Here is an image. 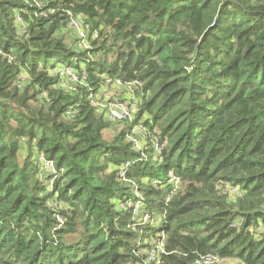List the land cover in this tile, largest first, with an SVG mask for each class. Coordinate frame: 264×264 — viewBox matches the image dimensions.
Here are the masks:
<instances>
[{
	"label": "trees",
	"instance_id": "obj_1",
	"mask_svg": "<svg viewBox=\"0 0 264 264\" xmlns=\"http://www.w3.org/2000/svg\"><path fill=\"white\" fill-rule=\"evenodd\" d=\"M0 49V264H264V0H0Z\"/></svg>",
	"mask_w": 264,
	"mask_h": 264
},
{
	"label": "rangeland",
	"instance_id": "obj_2",
	"mask_svg": "<svg viewBox=\"0 0 264 264\" xmlns=\"http://www.w3.org/2000/svg\"><path fill=\"white\" fill-rule=\"evenodd\" d=\"M38 3H40L38 1ZM60 33L64 39V41L68 44L70 43H76L77 39H76V35L74 33V31L72 30V26H68L66 25L63 29L60 30ZM127 95V89L122 87V86H113V85H107L103 88V90L101 92H98L95 97L94 100L96 101V103H100V105L102 106V108H108V106L111 105H117L121 108V116H126L128 111H131L133 109L136 108V104L131 102L130 105H127V97L122 99V102H120L118 99L121 95ZM131 116L127 117L128 119H130ZM122 118V117H121ZM123 119L117 120L114 119V123L118 124L117 121H122ZM134 134L131 135L129 137L130 142L133 144L132 139H135L139 145H141L142 147H144L148 141H150L152 139V141L154 140V137L150 136L147 132L146 129H144L143 127L137 126L135 131L133 132ZM112 134L111 133H106V137L108 139H110V136ZM159 150V149H157ZM25 153V152H24ZM143 153V152H142ZM24 157V156H23ZM45 158L43 157L42 154L37 155L36 159L37 162H41V159ZM44 162H42V164L40 165V169H42L44 171L42 178H45V183L50 184L52 182V179L47 180L48 177L52 178L53 177V171L54 169H49L50 167H45ZM118 175L120 177V179L123 181V184H126L129 186V189L132 190V192L135 195H140L141 193L138 191V188L136 186V184H134L133 182L131 183L129 180H125L123 178V173L122 170H118ZM219 189L221 190L222 193L232 196V194L234 193V188L225 185V186H219ZM229 199H231L230 197H228ZM51 204V203H50ZM53 207H57L58 204L53 202L52 203ZM57 218H60L59 216H57ZM61 219V218H60ZM153 245V244H152ZM149 250V249H148ZM146 251V249H144V252ZM239 260L236 258H224V259H217L213 264H238Z\"/></svg>",
	"mask_w": 264,
	"mask_h": 264
},
{
	"label": "built area",
	"instance_id": "obj_3",
	"mask_svg": "<svg viewBox=\"0 0 264 264\" xmlns=\"http://www.w3.org/2000/svg\"><path fill=\"white\" fill-rule=\"evenodd\" d=\"M67 25L69 27L72 26V30L74 31V33L76 35L77 46L79 48H81V49H87L89 47L88 32H87V27L84 25L83 21L78 19V18H76V17L70 16V18L68 19ZM1 53H2V51L0 49V54ZM57 70H58L60 76L65 77L69 82L70 81L71 82L77 81V76H76L75 72L72 69H70V68L65 66V67L58 68ZM70 87L73 88L72 85H70ZM92 102H93L94 105H99L100 107H102L100 105V103H96L95 100L92 101ZM107 113H108V116H109V118L111 120H114V119L120 120V119L127 118V117H129L131 115V111H128L126 116H121V108L119 106L115 105V104L114 105L110 104L108 106ZM135 129L133 130V132L135 131ZM133 132H132L131 135L134 134ZM132 142H133V146L136 149H140L141 148V145H139L138 142L135 139H132ZM154 147L157 148V149L161 148V146L156 141H154ZM41 162H44L43 164H44V166L46 168L47 167H50L49 169L53 168V164H52L51 161H49L47 159L44 160L42 158ZM58 220L60 222H62V220L60 218H58ZM150 253L151 254L149 256V259H154V257H155L154 252L151 251ZM217 259H219V258L216 255H207L206 257L203 258L201 264H213Z\"/></svg>",
	"mask_w": 264,
	"mask_h": 264
}]
</instances>
